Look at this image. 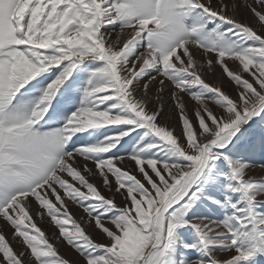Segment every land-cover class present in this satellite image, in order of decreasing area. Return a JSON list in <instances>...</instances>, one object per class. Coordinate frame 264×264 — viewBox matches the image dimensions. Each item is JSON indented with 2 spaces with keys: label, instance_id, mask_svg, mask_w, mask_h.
Returning a JSON list of instances; mask_svg holds the SVG:
<instances>
[{
  "label": "snow or ice",
  "instance_id": "1",
  "mask_svg": "<svg viewBox=\"0 0 264 264\" xmlns=\"http://www.w3.org/2000/svg\"><path fill=\"white\" fill-rule=\"evenodd\" d=\"M257 158L264 0H0V264H255Z\"/></svg>",
  "mask_w": 264,
  "mask_h": 264
},
{
  "label": "crops",
  "instance_id": "2",
  "mask_svg": "<svg viewBox=\"0 0 264 264\" xmlns=\"http://www.w3.org/2000/svg\"><path fill=\"white\" fill-rule=\"evenodd\" d=\"M128 167H132V165L129 164ZM117 202H118V203H121L119 197H117ZM74 206H75V205H74ZM69 209H70V211L73 213V215H74L77 219L80 218V216H81V212H80V210H78L76 207H73V206L70 205V204H69ZM75 213H76V214H75ZM45 217L47 218L46 215H45ZM34 219H36V222H37L38 226H40V227L45 231L46 235H48L49 238H52L54 232H52V230L49 228V226H50L49 224H50V223H49L48 218H47V220H48V223H49V224L45 223V221H44V220H46L45 218H44L43 220H41L40 218L34 217ZM46 227H47V228H46ZM48 231H49V232H48ZM57 235H58V234H57ZM98 239H99V238H98ZM53 242L55 243L56 241L53 240ZM104 242H107V241H104ZM61 245H63V244H59L58 247H59V250H60V252H61L62 255H66V256H74V255H72V254L70 253L69 250L66 249V246H63V247H62ZM73 254H74V253H73Z\"/></svg>",
  "mask_w": 264,
  "mask_h": 264
},
{
  "label": "rangeland",
  "instance_id": "3",
  "mask_svg": "<svg viewBox=\"0 0 264 264\" xmlns=\"http://www.w3.org/2000/svg\"><path fill=\"white\" fill-rule=\"evenodd\" d=\"M215 77V76H214ZM208 78V77H206L205 76V78L206 79H208L210 82L213 80V79H215V78ZM165 94H167V93H165ZM171 103V101L170 100H168V98H167V95H165V113H166V115L167 114H171V123H172V125L173 126H175L176 124H177V117H176V115H175V113L174 112H172L171 111V109H172V105L170 104ZM253 163L254 164H256V166L257 167H259V164L260 163H264V160H261V159H259V158H257V159H255L254 161H253ZM131 165V164H130ZM258 171H256V169H255V171H254V173L253 174H255V175H260V171L257 173ZM72 206H74V205H72ZM76 207V206H75ZM35 217V216H34ZM46 218V217H45ZM44 219V218H43ZM48 220H49V218H48ZM48 220H47V218H46V220H45V223H47V224H49L50 226H53L52 224H51V222H50V220H49V223H48ZM47 228V227H46ZM49 232V231H48ZM255 264H264V257H261V256H257L256 258H255Z\"/></svg>",
  "mask_w": 264,
  "mask_h": 264
},
{
  "label": "bare ground",
  "instance_id": "4",
  "mask_svg": "<svg viewBox=\"0 0 264 264\" xmlns=\"http://www.w3.org/2000/svg\"><path fill=\"white\" fill-rule=\"evenodd\" d=\"M232 66L235 67L234 65H232ZM219 72H220V69L217 68V69H216V74L218 75ZM205 76L208 77V78L210 77L211 79L214 77V76L210 75V74L207 73V72L205 73ZM214 78H215V77H214ZM165 95H167V94H165ZM170 104H171V103H170ZM256 171H258V172L260 171V170H259V167H256ZM258 172H257V173H258ZM255 174H256V173H255ZM70 205H72V204H70ZM73 207H75V206H73ZM76 208H77V207H76ZM77 209H78V208H77ZM78 210H79V209H78ZM75 214H76V213H75ZM44 218H45V217H44ZM45 219H46V218H45ZM44 221H45V220H44ZM49 228L52 230V232H54L55 234H58L57 229H56L54 226H49ZM61 246L63 247V246H65V245H61ZM66 249L69 250L67 247H66ZM69 251H70V250H69ZM70 253H71L72 255H74L71 251H70Z\"/></svg>",
  "mask_w": 264,
  "mask_h": 264
}]
</instances>
